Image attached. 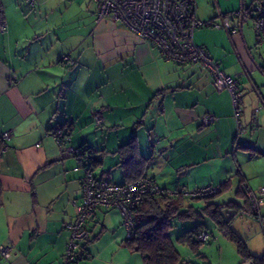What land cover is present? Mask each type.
I'll return each instance as SVG.
<instances>
[{
	"label": "crops",
	"instance_id": "0c3cea01",
	"mask_svg": "<svg viewBox=\"0 0 264 264\" xmlns=\"http://www.w3.org/2000/svg\"><path fill=\"white\" fill-rule=\"evenodd\" d=\"M227 2L197 0L196 17L246 6ZM0 8V133H9L0 156V245L10 246L0 264H63L83 175L68 147L92 148L100 157L94 173L117 184L144 175L171 191L215 185L232 196L226 202L245 201L240 184L264 187V42L250 21L235 35L193 32L194 43L237 77L236 116L206 67L164 59L120 20L96 22L89 0H0ZM206 113L215 117L209 124ZM65 124L68 139L58 143L53 131ZM187 202L194 210L206 204ZM86 226L81 264H142L116 209H97Z\"/></svg>",
	"mask_w": 264,
	"mask_h": 264
},
{
	"label": "built area",
	"instance_id": "2783aa9c",
	"mask_svg": "<svg viewBox=\"0 0 264 264\" xmlns=\"http://www.w3.org/2000/svg\"><path fill=\"white\" fill-rule=\"evenodd\" d=\"M32 3L34 0H26ZM95 4V21L101 19L120 20L128 29L137 36L149 40L160 52L161 56L184 67L192 63H200L206 67L212 78L213 85L218 89H225L231 96L235 115L239 113V101L241 92L239 90L236 76L224 72L214 62L203 46L193 41V32L199 27L222 28L228 33L238 34L239 24L251 21L253 29L264 42V5L255 7L253 17H250L248 10L243 7L236 11L220 13L215 19L200 20L196 17V0H89ZM5 30V23L0 20V31ZM64 60L70 62L65 56ZM214 116L206 113L203 122L209 124L214 121ZM96 123L100 122V116L96 115ZM238 132H245L240 122ZM253 127L256 126L255 116L251 120ZM56 141L64 143L68 136L63 137L61 127L53 131ZM2 139H7L8 132L0 134ZM68 147L67 152L72 154L76 151ZM75 167L74 170H78ZM247 199L252 208L251 212L264 231V187L253 191L243 185ZM82 198L80 202L73 201L76 206L75 217L66 223L70 230L69 239L64 254L63 264H81L84 260L83 253L86 250L88 241V230L85 226L87 220L99 209H116L126 228V238L133 235L134 218L132 208L142 201L145 194L158 195L162 192L174 194L169 189L160 188L156 183L146 178H139L132 182L122 184L114 183L106 178L95 175L92 170L84 169L82 181ZM183 195L191 197H203L211 195L219 190L215 185H202L193 189L180 188ZM224 234L226 230H220ZM210 232L201 231L195 238L206 242L209 240ZM10 246L0 245V253L7 258L10 255Z\"/></svg>",
	"mask_w": 264,
	"mask_h": 264
},
{
	"label": "trees",
	"instance_id": "16d2710c",
	"mask_svg": "<svg viewBox=\"0 0 264 264\" xmlns=\"http://www.w3.org/2000/svg\"><path fill=\"white\" fill-rule=\"evenodd\" d=\"M258 5H264V0H252L248 6H244L248 10L250 17L254 16V9ZM2 16L3 15L0 8V20L2 19ZM65 126L68 129L66 130L62 127L63 137L68 136L69 134V127L66 124ZM4 147H6V142L0 136V156ZM72 155L78 160V165L76 167L82 169L83 173L84 169L92 170L94 173V165L100 163V157L94 154L93 149L84 145L79 146L76 151L72 152ZM139 178H146L156 183L154 179L144 175H138L137 178L126 182H132ZM219 190L214 194L203 197H185V195L182 194L180 188L173 190V192H175L174 194H169L167 192H162L158 195H153L151 193L145 194L142 198V201L132 208L135 224L133 227L132 237L127 238L126 240L128 247L141 255L142 264H176L178 261H180V256L170 237V231L174 227V219L194 220L196 222L199 220L198 223L195 224L191 229L184 231L177 237V240L180 243L188 244L191 248L195 249L199 243H204L195 238V236L201 231H208L205 223L201 220V217L203 218L206 216L216 224H219V229L224 228L227 231L226 236H230V238L236 242L238 251L244 257L242 263L252 261L255 264H264V254H251L248 251L245 242L236 234L231 232L227 224L224 221L218 219L217 214H215L219 208L237 205L238 202L236 200L228 201L223 204H214V202L211 204V202H207L209 198L215 196ZM238 190L244 194V204L247 206V209L244 206L243 208L240 206V208L245 210L243 212L252 213V208L242 184L239 185ZM186 198L203 199L206 201V204L201 208V210H194L193 206H185V202L188 200ZM88 242L89 238L87 244ZM83 256L84 259L87 258L86 250L83 253Z\"/></svg>",
	"mask_w": 264,
	"mask_h": 264
},
{
	"label": "rangeland",
	"instance_id": "374dc122",
	"mask_svg": "<svg viewBox=\"0 0 264 264\" xmlns=\"http://www.w3.org/2000/svg\"><path fill=\"white\" fill-rule=\"evenodd\" d=\"M204 1L209 6L215 4V0ZM227 1L228 5L239 2V0ZM250 1L251 0H244L246 6L249 5ZM97 114L100 113H93L94 121L96 120ZM230 197L232 198V196L226 192L210 197L209 200L215 202H226V200H229ZM187 201V203L194 206L203 205L205 202L203 199H188ZM237 202V205L219 208L215 213L217 214V218L224 221L230 228L231 232L236 234L245 242L247 249L251 254H264V231H262L259 222L252 215V213H243L244 210L241 211L240 206L244 205V201L237 199ZM201 220L205 223L206 228L209 232H211V235L208 241L199 243L196 248L193 249L188 244L180 243L177 240V237L184 231L191 229L198 223L199 220L196 222L194 220L174 219V227L170 231V237L180 256V261L176 264H242L244 257L238 251L236 242L232 240L230 236H226V232V234H224L220 231L224 228L219 229V224H216L206 216L203 218L201 217Z\"/></svg>",
	"mask_w": 264,
	"mask_h": 264
},
{
	"label": "water",
	"instance_id": "95a60500",
	"mask_svg": "<svg viewBox=\"0 0 264 264\" xmlns=\"http://www.w3.org/2000/svg\"><path fill=\"white\" fill-rule=\"evenodd\" d=\"M244 6H242V3H240V8L239 9H241V8H243ZM241 23L239 24V30H241ZM242 264H255L254 262H252V261H249V262H244V263H242Z\"/></svg>",
	"mask_w": 264,
	"mask_h": 264
},
{
	"label": "clouds",
	"instance_id": "9594fccd",
	"mask_svg": "<svg viewBox=\"0 0 264 264\" xmlns=\"http://www.w3.org/2000/svg\"><path fill=\"white\" fill-rule=\"evenodd\" d=\"M244 213V212H243Z\"/></svg>",
	"mask_w": 264,
	"mask_h": 264
}]
</instances>
